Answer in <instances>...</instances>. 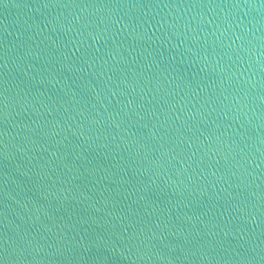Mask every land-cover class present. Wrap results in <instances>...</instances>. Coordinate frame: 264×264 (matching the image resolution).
Returning <instances> with one entry per match:
<instances>
[{"label":"water","instance_id":"95a60500","mask_svg":"<svg viewBox=\"0 0 264 264\" xmlns=\"http://www.w3.org/2000/svg\"><path fill=\"white\" fill-rule=\"evenodd\" d=\"M0 264H264V0H0Z\"/></svg>","mask_w":264,"mask_h":264}]
</instances>
